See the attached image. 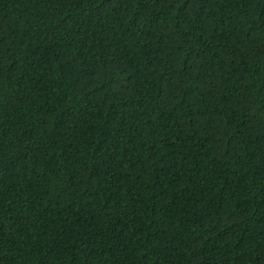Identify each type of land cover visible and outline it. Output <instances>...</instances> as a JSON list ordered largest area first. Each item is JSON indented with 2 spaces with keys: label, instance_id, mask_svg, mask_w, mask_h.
<instances>
[{
  "label": "trees",
  "instance_id": "obj_1",
  "mask_svg": "<svg viewBox=\"0 0 264 264\" xmlns=\"http://www.w3.org/2000/svg\"><path fill=\"white\" fill-rule=\"evenodd\" d=\"M0 264H264V0H0Z\"/></svg>",
  "mask_w": 264,
  "mask_h": 264
}]
</instances>
